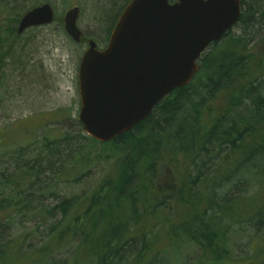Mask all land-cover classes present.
I'll return each instance as SVG.
<instances>
[{"label": "trees", "instance_id": "obj_1", "mask_svg": "<svg viewBox=\"0 0 264 264\" xmlns=\"http://www.w3.org/2000/svg\"><path fill=\"white\" fill-rule=\"evenodd\" d=\"M12 1L17 25L30 7ZM240 4V33L232 27L211 43L193 79L147 118L108 142L80 134L108 152L71 149L70 134L51 137L44 126L32 159L22 147L0 149V229L27 216L40 236L0 235V264H170L188 247L193 264H232L237 236L262 245L235 263L264 264V52L252 48L264 40V0ZM93 159L109 168L87 194L44 204L54 188L46 174L74 172L75 181Z\"/></svg>", "mask_w": 264, "mask_h": 264}, {"label": "water", "instance_id": "obj_2", "mask_svg": "<svg viewBox=\"0 0 264 264\" xmlns=\"http://www.w3.org/2000/svg\"><path fill=\"white\" fill-rule=\"evenodd\" d=\"M240 0H129L106 45L87 40L77 69L83 132L108 142L149 116L172 90L187 85L198 71L202 52L236 25ZM79 7L62 18L65 33L79 42ZM48 2L30 7L19 18L16 34L50 24Z\"/></svg>", "mask_w": 264, "mask_h": 264}, {"label": "rangeland", "instance_id": "obj_3", "mask_svg": "<svg viewBox=\"0 0 264 264\" xmlns=\"http://www.w3.org/2000/svg\"><path fill=\"white\" fill-rule=\"evenodd\" d=\"M128 1L16 0V4L26 7L48 2L55 13V21L52 23L30 27L19 35L8 33L9 28L16 25L12 21L13 1L9 0L10 3L6 5L0 3L1 150L12 149L13 153L10 155H15L22 147L26 157L32 159L36 153L37 142L44 136V126L46 129L49 128L51 137L62 135L61 133L64 132L70 134L71 149H79L91 155L102 149L104 152L109 151L99 143L90 145L80 135L85 133L82 129L81 132L79 131L77 124L80 106L77 69L81 55L87 48V40L92 39L97 48H103L113 25ZM73 5L79 7L77 26L83 37L79 42H74L63 29V15ZM241 30L240 26H234L231 33H240ZM263 34L264 30H260L256 38ZM253 45V51L264 52V40L260 43L254 42ZM59 119L60 122H52ZM5 156L1 155L2 161L8 160ZM10 164H6L8 168ZM108 168V161L93 159L86 173L80 179H76L78 176L75 177V181L68 180L72 179L73 175L76 176L74 172L68 175L63 173L60 178L46 174L42 179L51 181L50 186L54 184V188L51 190L53 196L49 195L44 199V204L52 205L64 196L87 194ZM170 173L171 171L166 169L165 178L170 180ZM33 221L27 216L17 219L9 226L1 228L0 235L4 238L10 233L12 235L31 233L32 238L37 240L40 236L35 237V235L39 229H35ZM259 243L261 244L255 238L248 243V239L237 236L231 242L229 261L232 264H251L255 258L251 262L243 260L235 263V260L239 261L247 254H255V246ZM169 255L170 264L179 263L184 256L188 257L187 263L193 264L197 258V250L188 247L180 254L173 251ZM64 257L66 255L57 256L56 259Z\"/></svg>", "mask_w": 264, "mask_h": 264}, {"label": "flooded vegetation", "instance_id": "obj_4", "mask_svg": "<svg viewBox=\"0 0 264 264\" xmlns=\"http://www.w3.org/2000/svg\"><path fill=\"white\" fill-rule=\"evenodd\" d=\"M240 11H241V8H240Z\"/></svg>", "mask_w": 264, "mask_h": 264}]
</instances>
